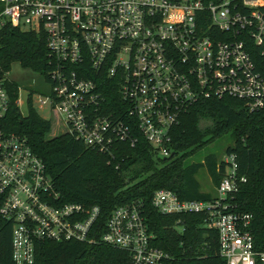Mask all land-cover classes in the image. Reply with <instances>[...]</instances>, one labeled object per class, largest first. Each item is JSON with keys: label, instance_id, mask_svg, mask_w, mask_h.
<instances>
[{"label": "built area", "instance_id": "2783aa9c", "mask_svg": "<svg viewBox=\"0 0 264 264\" xmlns=\"http://www.w3.org/2000/svg\"><path fill=\"white\" fill-rule=\"evenodd\" d=\"M41 34L51 55L48 80L16 86L58 115L63 132L100 153L116 140L133 143L137 129L155 155L170 157L169 129L198 99L232 96L250 109L264 105V0H0L3 25ZM117 84L125 108L107 110L100 78ZM8 71L0 67V219L9 225L13 264H30L37 243L99 242L127 254L123 264H171L154 246L140 201L112 208L60 202L42 160L24 136L2 119L9 104ZM33 107V106H32ZM216 195L181 199L156 189L151 206L161 214H197L215 232L224 264H264L248 230L250 216L227 198L244 182L233 155ZM178 221V220H177ZM181 230V226H175Z\"/></svg>", "mask_w": 264, "mask_h": 264}, {"label": "trees", "instance_id": "16d2710c", "mask_svg": "<svg viewBox=\"0 0 264 264\" xmlns=\"http://www.w3.org/2000/svg\"><path fill=\"white\" fill-rule=\"evenodd\" d=\"M51 55L41 34L3 25L0 28V67L12 63L48 80ZM264 76V59L256 62ZM103 105L124 109L117 84L100 78ZM17 83L8 82L9 104L3 127L25 137L30 149L42 160L60 202L96 205L102 219L119 205L140 201L154 246L166 252L171 264H224L217 252L215 232L201 224V216L161 214L150 204L152 191L168 189L181 199L208 200L199 191L195 172L203 167L217 185L225 163L212 153L200 163L186 164L190 155L205 148L218 137L227 135L225 155H233L236 175L244 177L227 202L235 211L250 216L248 230L258 248L264 246V105L250 109L243 100L232 97H207L188 106L169 129L170 157L155 155L149 144L133 130V143L116 140L111 153H100L85 146L67 132L48 136L49 119L42 118L26 100L21 114L14 102ZM178 220V221H177ZM181 226V230L175 226ZM126 252L93 242L49 241L37 243L30 264H123ZM0 264H13L10 257L9 225L0 219Z\"/></svg>", "mask_w": 264, "mask_h": 264}, {"label": "rangeland", "instance_id": "374dc122", "mask_svg": "<svg viewBox=\"0 0 264 264\" xmlns=\"http://www.w3.org/2000/svg\"><path fill=\"white\" fill-rule=\"evenodd\" d=\"M8 77L10 80H13L19 85L20 87H28L32 86V82L34 81L35 84L38 83V78L35 74L30 72L27 69L20 68L17 63H12L9 67ZM25 97L26 92L21 91L18 94V102L17 107L19 112L23 115L26 112V104H25ZM32 106L37 112L39 116L42 118L49 119L50 121V128L47 132V135H53L63 131V125L57 114L51 113L47 104H43L41 106L37 105V96L34 94L31 96ZM229 144V138L227 135L221 136L213 140L210 144H208L205 148L201 149L200 151L190 155L186 158L185 163H200L202 162L203 156L207 153H212L216 160H220L224 156V148ZM195 180L198 183L199 191L201 193L208 194L210 197L216 195V186L210 176L207 174L203 167H200L195 172Z\"/></svg>", "mask_w": 264, "mask_h": 264}]
</instances>
